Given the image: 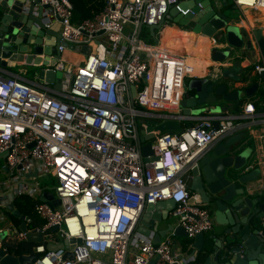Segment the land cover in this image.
I'll return each instance as SVG.
<instances>
[{
  "label": "built area",
  "instance_id": "1",
  "mask_svg": "<svg viewBox=\"0 0 264 264\" xmlns=\"http://www.w3.org/2000/svg\"><path fill=\"white\" fill-rule=\"evenodd\" d=\"M182 1L104 0L93 17L74 22L70 0H40L48 5L44 25L58 24L61 40L88 44L89 53L74 50L83 56L75 62L61 43L59 57L40 53L45 69L63 72L60 89L40 82L38 72L28 77L0 65V157L9 173L0 180V194L12 186L15 196L38 199L34 209L43 219L31 226L28 217L23 231L7 221L9 210L0 203V231H6L3 240L12 241L26 239L27 231L42 232L43 240L33 241L35 264H148L155 257L154 264L195 261L194 252L177 248L173 231L155 245L154 229L136 228L142 207L172 200L169 214L188 237L211 230L209 208L189 187L190 170L211 144L242 129L250 132L253 123H262L264 130V109L247 97L241 110L183 112L190 96L185 79L202 70L203 62L157 40L162 23L172 18L171 8L182 14L190 10L181 7ZM233 2L240 12L264 10V0ZM140 22L160 23L153 43L140 37ZM211 43L215 48L213 36ZM252 70L260 76L264 59ZM172 120L181 123L179 130L157 126ZM150 137L153 153L143 160L138 143ZM32 171L37 175H26ZM39 176H51L50 184ZM46 191L53 197L41 200ZM56 198L58 204L52 202ZM71 237L80 238L72 257L63 258V247H46Z\"/></svg>",
  "mask_w": 264,
  "mask_h": 264
},
{
  "label": "water",
  "instance_id": "2",
  "mask_svg": "<svg viewBox=\"0 0 264 264\" xmlns=\"http://www.w3.org/2000/svg\"><path fill=\"white\" fill-rule=\"evenodd\" d=\"M225 1V0H224ZM201 2L202 6L197 3ZM181 7H188L190 10L182 14L175 9H171L173 21L194 30H200L211 34L215 27L219 26L221 20L228 19L223 12L213 9L205 0H183ZM47 4H41L40 0H0V65L5 67L8 62H23L28 65L38 67L39 81L53 82V87L60 89L62 86L63 72L61 70L45 69L42 65L47 64L46 59H42L40 53L59 57L57 45H68L70 53L77 51L87 54L90 51L88 44L77 45L67 44L61 40L58 30L46 27L42 22L44 8ZM160 25H145L149 28L150 35L155 41V29ZM140 22L138 29H142ZM98 33H102L100 30ZM44 44V47H43ZM246 52L249 61L253 64L258 62L256 55L259 52L264 59V35L260 28L254 33V43H246ZM225 51V50H224ZM68 52V51H67ZM66 52V53H67ZM222 51L214 50L212 57L219 59L224 57ZM144 77V76H143ZM223 77L227 80L217 84L216 80L192 79L190 89H194V94L188 96L184 101L183 112L198 113L205 110L217 111L224 108L223 101L231 102L229 109H233L243 97L254 95L259 88L256 81L245 87L229 89L231 82L242 80V75H233L230 70H223ZM229 77V78H228ZM260 80L264 81V72L260 75ZM131 92L135 93L134 85H131ZM264 105V93L259 101ZM217 126V122H214ZM161 130H179L181 124L177 120L164 121L157 125ZM249 133L248 129H242L208 146L202 155L197 159L191 168L189 187L198 192L204 204L214 208L216 222L220 228L213 234L212 239L205 243L204 232L196 233L193 236L191 246L197 250L201 264H264V192L247 190V183L256 180L261 168L252 163L249 157L255 152V146H243L235 152H229L238 145L240 139ZM143 160H147V154H152L150 142L138 143ZM255 155V154H254ZM229 167L235 169L236 174L230 176L227 173ZM247 167V169H246ZM6 169V166H3ZM27 176H36L37 172L26 173ZM30 182V181H28ZM9 194L7 201L3 198ZM51 192H44L40 199L52 198ZM15 195L13 187H9L6 192L0 194V203L4 204L11 214L20 219V229L27 228L28 216L22 214L14 205ZM54 204L59 200L53 199ZM173 206L172 200H158L154 203L143 205L136 228L147 233L149 229L156 231L154 244L160 241L161 237L169 231H173L176 236L187 237L184 228L175 223L169 215ZM164 222L165 227L159 228V223ZM57 225L51 227L56 229ZM6 231H0V241L5 237ZM26 239L41 242L43 233L38 231H27ZM80 238L71 237L58 243L47 242L48 249L65 248L63 258L72 257L71 249ZM38 253L11 254L0 246V264H35ZM156 260L152 258L148 264H154ZM176 264V263H172Z\"/></svg>",
  "mask_w": 264,
  "mask_h": 264
},
{
  "label": "crops",
  "instance_id": "3",
  "mask_svg": "<svg viewBox=\"0 0 264 264\" xmlns=\"http://www.w3.org/2000/svg\"><path fill=\"white\" fill-rule=\"evenodd\" d=\"M205 2H206V4H210L213 7V9L221 11V12H223L222 5L224 3L225 4H232L233 6L237 7L235 5V3L233 2V0H230V2L228 0H225V1L224 0H205ZM102 3L104 4V0H102ZM102 3H100V4L96 3L94 5V3L91 4L88 1V4L93 6V8L90 7L92 12H96L97 10H98L97 12H99L103 7ZM171 9H173V8H171ZM73 21L77 22L75 20H73ZM162 25L163 26L168 25L171 27L176 26L182 32V34L180 35V38L178 40H182L187 45L191 46L190 52H192V53H190V54L192 56H195L196 58H200V60L202 62H203L202 58L207 59V63L204 65L203 70H199V71H196L192 74H189V75H187V77L185 79V84H186L185 88L187 87L190 95L194 94V89L192 90L189 88L190 82L192 79H205L206 78L207 80H211V81L218 79L216 85L220 84V83H224L227 80L228 81L231 80V79H227V78L223 77V70L224 69L230 70V72H232L233 75H242V80L230 81L231 82L230 87H229L230 90L233 88H236V87L247 86L246 84H248L251 77L254 75H257L252 70L253 63H251L247 57V52H246L247 49H246L245 45L248 41H250L251 43H254V33L256 32V29L260 28L262 35H264V10L259 11V10H255V9H252L249 7H245L243 9V12H241V19L240 20H237V21L235 20L233 22L232 20H230V18L223 19V20H221L219 26H216L214 32L211 34L204 33L200 30H194L193 28H190V29L186 28L183 25L174 22L173 18H171V20L168 21V23H162ZM52 28L54 30L59 31V25L58 24H54ZM146 28L149 31V28L148 27H146ZM155 32H157V28L155 29ZM149 34H150V32H149ZM216 34H218V37H220V38H218L216 36ZM160 35H161V33H159L157 35V40L160 41V44L161 45L166 44L167 47L171 46V45L167 44L166 39L162 40L161 37L159 38ZM172 36L173 35H171L168 32V37L170 38V40H172V43L177 42L178 40L174 41L173 39H171ZM210 36L215 37L217 40L215 48H212L213 44L211 43V37ZM198 47H199V49L195 50ZM214 50H219V51H222L223 53H225L224 57L219 58V59H214L212 57V52ZM66 56L68 58H71L75 62H80L81 59L83 58V56L81 54H78V53H73V55H71L70 51H68L66 53ZM256 57H257L256 59L258 60V62L263 59V56L259 52L257 53ZM28 66H29L28 64H25L23 62L11 61V62H8L6 68L10 69L14 73L24 75V76H28V77H32V76H29L26 72V67H28ZM250 68H251V70L247 73V70ZM217 76L219 78H217ZM263 86H264V83L261 86V88H264ZM259 92H260V90H257L254 93V95H252V98L257 97L259 95ZM262 96H260V97L262 98ZM222 105L224 106V108H223L224 110H230V111L232 110V109H229L231 102L223 101ZM201 112H198V113H201ZM253 125H254V128H251L250 134L255 138V152H254L255 157L254 158L257 159L258 161L259 160L261 161V164H260L261 173L256 180L248 182L246 187H247V190L249 192H252V191L264 192V130L262 127V123L251 124V126H253ZM3 166H4V159H3ZM4 170L6 171V169H4ZM8 196H9V194H6L3 199L5 201H7ZM205 206L207 208H209L210 213H211L212 218H213V228L211 230L204 231V242L207 243L212 239L213 234L216 233V231L220 228V225L215 220L214 208H212L208 205H205ZM172 218L176 223V219L174 217H172ZM7 221H11V220L8 219ZM20 222L18 223L19 225H20ZM163 227H165L164 222L159 224L160 229H162ZM173 240L176 243V246L179 250H181L183 252H193V247L191 246V244L193 242V237H189V241L187 244H184L183 237L177 236L174 239V236H173ZM196 251L197 250H194V253L196 255V259L191 264H197V262H198V264H201V260H200L198 253Z\"/></svg>",
  "mask_w": 264,
  "mask_h": 264
},
{
  "label": "trees",
  "instance_id": "4",
  "mask_svg": "<svg viewBox=\"0 0 264 264\" xmlns=\"http://www.w3.org/2000/svg\"><path fill=\"white\" fill-rule=\"evenodd\" d=\"M73 4V17L72 19L79 22L84 18H91L93 17L96 12H92L90 7L93 8L92 5L88 4V1L94 5L100 4L102 3V0H70ZM103 5V3H102ZM98 13V12H97ZM140 37L143 38L145 41L153 43V38L152 36L149 34L148 29L143 26V28L140 31ZM251 70L248 69L247 73ZM38 72V67L33 66V65H29L28 67H26V72L27 74L29 72H32V75L29 76H33L34 72ZM258 81V75H254L251 77V79L249 80L248 84L246 85H251L252 83ZM264 87V86H263ZM258 90H260L259 95L257 97H250V99L254 102V104L258 107V108H263L264 109V105H260L259 101H260V96L263 95L264 93V88H258ZM246 100L245 97H243L241 99V101L239 103H236V106L234 107L235 110H241V106L242 103ZM38 201V199H34L32 196H30L27 193H22V194H18L15 196L14 198V205L19 209V211L24 214L27 215L30 220H29V224L31 226H35V225H41L43 223V219L40 218L36 212H35V203ZM7 218L11 221H13L14 223H19L20 219L16 216H14L13 214H11L9 211H7ZM184 239V244H187L189 241V237H183ZM3 246L6 247V251L11 253V254H15V255H19V254H28V253H33L34 252V242L28 239H20V240H16V241H12L9 239H4L2 242ZM198 264V262H197Z\"/></svg>",
  "mask_w": 264,
  "mask_h": 264
},
{
  "label": "rangeland",
  "instance_id": "5",
  "mask_svg": "<svg viewBox=\"0 0 264 264\" xmlns=\"http://www.w3.org/2000/svg\"><path fill=\"white\" fill-rule=\"evenodd\" d=\"M228 1L230 2V0H228ZM222 10H223V13L225 15H227V17L230 18V20H232L233 22L235 20L237 21V20L241 19V12L239 11V9L237 7L233 6L232 4H225L224 3L222 5ZM183 26L190 29V27H188V26H185V25H183ZM216 36L218 37V34H216ZM218 38H220V37H218ZM169 42H170L169 45H171V46H168V47H170V49H172L173 51L192 53V52H190L191 46L187 45L182 40H178L177 42H174V43H172V41H169ZM164 45L166 46V44H163V46ZM197 59H200V58H197ZM28 75H32V72H29ZM258 82H259V88H260L263 85L264 81L260 80V78H258ZM252 128H254V125L252 126ZM245 134L246 135L240 139L238 145L235 146L234 149H231L229 152H235L238 148L243 147V146H251V147L255 146V138L250 134V132L245 133ZM151 141H152V138L150 137V138L146 139L144 142H151ZM254 157H255L254 153H252L249 157L250 160L253 159L252 163H256V159ZM235 171H236L235 169H233L232 167H229L227 170V173H229V175L233 177L234 174H236ZM8 176H9L8 171H5L3 169V158L0 157V180H4ZM38 178H39L41 183H45L48 181L49 178H51V176H39ZM48 184H50V181H48ZM161 223L162 222H160L159 224H161ZM175 237H177V236L174 235V239H175Z\"/></svg>",
  "mask_w": 264,
  "mask_h": 264
},
{
  "label": "bare ground",
  "instance_id": "6",
  "mask_svg": "<svg viewBox=\"0 0 264 264\" xmlns=\"http://www.w3.org/2000/svg\"><path fill=\"white\" fill-rule=\"evenodd\" d=\"M161 31H162V32H161V35L159 36V38L161 37L162 40L166 39L168 45L170 44L169 41H172V40H170V38L168 37V32H169L171 35H173V36L171 37V39H173L174 41H175V40H178V39L180 38V35L182 34V32H181L176 26L171 27V26H168V25H164V27H163V29H162ZM166 32H167V33H166ZM165 47H167V46H165ZM167 48H169V47H167ZM198 49H199V47L196 48L195 50H198ZM71 55H73V54H71ZM202 59H203V65H202V70H203L204 65L207 63V59H206V58H202Z\"/></svg>",
  "mask_w": 264,
  "mask_h": 264
},
{
  "label": "flooded vegetation",
  "instance_id": "7",
  "mask_svg": "<svg viewBox=\"0 0 264 264\" xmlns=\"http://www.w3.org/2000/svg\"><path fill=\"white\" fill-rule=\"evenodd\" d=\"M257 165L256 163H254V166ZM190 177H191V173L188 176V181H190Z\"/></svg>",
  "mask_w": 264,
  "mask_h": 264
},
{
  "label": "clouds",
  "instance_id": "8",
  "mask_svg": "<svg viewBox=\"0 0 264 264\" xmlns=\"http://www.w3.org/2000/svg\"><path fill=\"white\" fill-rule=\"evenodd\" d=\"M143 27V26H142ZM258 78H260V76H258ZM249 98L251 97V96H248ZM245 98L247 99V97L245 96ZM251 100V99H250ZM243 104V103H242ZM206 205V204H205ZM188 237V236H187Z\"/></svg>",
  "mask_w": 264,
  "mask_h": 264
}]
</instances>
